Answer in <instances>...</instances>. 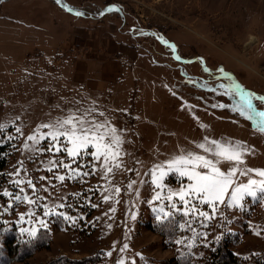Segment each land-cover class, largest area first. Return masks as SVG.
Segmentation results:
<instances>
[{"label":"rangeland","instance_id":"obj_1","mask_svg":"<svg viewBox=\"0 0 264 264\" xmlns=\"http://www.w3.org/2000/svg\"><path fill=\"white\" fill-rule=\"evenodd\" d=\"M107 2L123 4L127 20ZM260 98L264 0L0 1V144L14 149L0 176V245L43 229L50 240L11 264L95 255L99 264H209L221 241L264 264ZM73 128L90 140L75 156ZM213 141L239 144L243 163L216 156ZM189 155L238 169L223 203L204 202L169 168ZM252 180L256 196L233 204Z\"/></svg>","mask_w":264,"mask_h":264},{"label":"snow or ice","instance_id":"obj_2","mask_svg":"<svg viewBox=\"0 0 264 264\" xmlns=\"http://www.w3.org/2000/svg\"><path fill=\"white\" fill-rule=\"evenodd\" d=\"M177 59H179V57H177ZM260 99L264 100V98H260ZM247 107L249 111L254 110L251 99L247 101ZM257 115L264 117V112L257 113ZM64 123L70 124L71 121L70 120L64 121ZM59 135H61V133L59 132L52 133V138L55 140ZM68 138L71 141L73 147L68 149L67 151L69 155L72 156H75L77 154L78 149L85 147L90 142L88 135H77L75 128H73ZM212 143L217 145V151L215 152L216 156L222 157L228 161L243 163V160L241 159L242 152L240 151L241 146L239 144H237L235 148H231V147H224L222 145H219L217 144L216 141H213ZM105 147L106 146L100 143L96 144L97 156L102 154V150ZM199 147L203 148L204 145H199ZM104 154L107 155V153ZM181 165H183L184 167H180ZM188 166L191 167L189 168ZM200 167L208 169L209 170L208 174H203L196 170L197 168ZM169 168L174 169L181 176H187L189 180L193 181L194 183L189 185V191H191L193 194H196L198 196L200 194H203L204 202L213 205V207L215 206V203L217 201L221 203L224 202V197L228 193V189L233 183L232 177L235 175L236 171H238V169L234 168L231 171L225 173L221 171L220 168H218L216 164L213 163V161L198 155H189L187 157L181 156L176 160H174L169 165ZM164 174L165 173L161 171L160 178H162ZM257 175L264 177V171H258ZM61 179H63V177H61ZM156 183H157V187L161 186L159 183V178L157 179ZM255 184H257V181L252 180L248 185L235 188L231 196L232 203L239 204V201L243 198L244 193H247L248 195L251 196H256V193L251 190L252 185ZM260 188H261V192H264V182H261ZM5 194L8 195V193ZM186 195H188V191L182 190L179 193L180 200L184 201ZM157 198H159V194H157ZM169 199H171V197H169ZM173 207H175V205H173ZM201 215L206 216L207 214L201 213ZM65 219H71V217H65ZM41 224L43 225L44 222L41 221ZM30 235L35 236L36 233L32 232ZM126 247L127 245H125V248Z\"/></svg>","mask_w":264,"mask_h":264},{"label":"trees","instance_id":"obj_3","mask_svg":"<svg viewBox=\"0 0 264 264\" xmlns=\"http://www.w3.org/2000/svg\"><path fill=\"white\" fill-rule=\"evenodd\" d=\"M12 143L0 144V176L8 165L9 157L12 153ZM48 230L43 229L37 238L23 240L17 242L13 239L7 238L4 245H0V259L1 264H11L13 261H24L31 257L39 247H43L48 239ZM42 235V237H40ZM3 236L0 235V239ZM40 237V238H39ZM40 241H38L39 239ZM50 241V240H49ZM48 241V243H49ZM47 243V244H48ZM46 244V245H47ZM95 256L86 257L84 259L71 260L65 256H59L51 260L48 264H99V258ZM172 264H190L185 258L174 260ZM209 264H249L244 262L230 249V246L221 241L218 243L216 249L211 254ZM255 264V263H252Z\"/></svg>","mask_w":264,"mask_h":264},{"label":"crops","instance_id":"obj_4","mask_svg":"<svg viewBox=\"0 0 264 264\" xmlns=\"http://www.w3.org/2000/svg\"><path fill=\"white\" fill-rule=\"evenodd\" d=\"M0 1H4V0H0ZM107 1H109V0H107ZM107 3H109V5H111V6H113V8H114V10H115V12L116 13H119V15H121V16H123V18H124V22L127 20V18H126V12L124 11V9H123V4H121L120 2H107ZM120 6L122 7V8H120ZM92 8H93V6H92V3H89V2H84L82 5H81V8L80 9H77V10H81V11H83L82 13H81V15L82 16H86L87 14H85L86 12L84 11V10H86V11H90L91 12V10H92ZM100 13V12H99ZM99 13H96V14H94V15H97V14H99ZM88 16V15H87ZM86 16V17H87ZM35 50L37 51L36 52V54H41L42 52H40V48L39 47H36L35 48ZM40 56H37L36 58H35V61L38 63V67H36V68H32V70L31 71H33V72H37V74H35V76H40V73H41V75H43V73H44V70H43V66H42V68H39V64L41 63V61H40ZM37 70V71H36ZM101 75H103V76H105V74H100V76ZM32 76H34V75H32Z\"/></svg>","mask_w":264,"mask_h":264},{"label":"bare ground","instance_id":"obj_5","mask_svg":"<svg viewBox=\"0 0 264 264\" xmlns=\"http://www.w3.org/2000/svg\"><path fill=\"white\" fill-rule=\"evenodd\" d=\"M251 36V35H250ZM253 41H255V40H251V42H249L247 45H250L251 43H253ZM248 42V41H247Z\"/></svg>","mask_w":264,"mask_h":264}]
</instances>
